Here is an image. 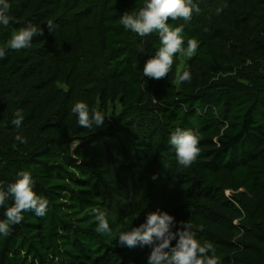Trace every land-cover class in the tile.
I'll list each match as a JSON object with an SVG mask.
<instances>
[{
    "label": "trees",
    "instance_id": "trees-1",
    "mask_svg": "<svg viewBox=\"0 0 264 264\" xmlns=\"http://www.w3.org/2000/svg\"><path fill=\"white\" fill-rule=\"evenodd\" d=\"M7 2L0 46L28 24L43 35L0 59V190L27 171L49 204L0 234V264H147L150 245L121 246L117 235L157 211L174 217L173 231L190 223L221 264H264V0H194L191 21L168 23L198 48L177 53L159 80L143 75L158 33L119 23L144 0ZM184 71L192 78L181 83ZM77 102L103 126L81 127ZM178 127L199 136L189 167L169 145ZM93 209L108 214L111 236L97 233Z\"/></svg>",
    "mask_w": 264,
    "mask_h": 264
},
{
    "label": "clouds",
    "instance_id": "clouds-1",
    "mask_svg": "<svg viewBox=\"0 0 264 264\" xmlns=\"http://www.w3.org/2000/svg\"><path fill=\"white\" fill-rule=\"evenodd\" d=\"M10 4L7 0H0V24L7 27L11 22L8 15ZM199 13L201 9L194 0H144V5L138 12L124 13L119 23L131 32L145 37L158 33L161 47L155 56L150 57L144 67L143 75L152 79H162L172 70L174 57L177 53L192 56L198 48L194 39H189L187 48L184 47L182 35L183 25L172 27L168 21H191L193 12ZM220 9H217V14ZM48 27L51 31L52 24ZM36 35H43L42 29L32 24L14 31L11 39L0 46V59L6 57L8 49L21 50L31 46L32 39ZM181 83L191 80L190 71L178 73ZM78 115V123L81 127L92 128L93 125L100 128L104 124V116L93 109L89 112L88 105L77 102L71 109ZM16 118L11 123L19 128L24 119L18 110ZM16 140L21 143L27 141L20 135ZM169 145L175 150L178 164L183 167L191 166L200 154L199 136L192 130L176 128L169 138ZM18 179L10 184L6 191L0 190V206L11 197L13 206L6 210V220L0 221V234L7 237L11 234V226L19 224L22 213L32 211L36 216L43 217L48 210V200L36 194L33 190L31 174L27 171L18 173ZM97 221L96 231L101 235H112L108 214L99 209H93ZM114 220V218H113ZM174 217L167 212H151L147 215L146 222L138 227H132L130 231H119L118 241L121 246L134 248L138 244L150 245L151 252L147 264H221L219 257L215 255V249L210 242L203 245L195 237L190 223L181 222V227L173 231ZM116 237V238H117ZM173 241L175 244L173 245ZM212 252V255H209Z\"/></svg>",
    "mask_w": 264,
    "mask_h": 264
},
{
    "label": "rangeland",
    "instance_id": "rangeland-1",
    "mask_svg": "<svg viewBox=\"0 0 264 264\" xmlns=\"http://www.w3.org/2000/svg\"><path fill=\"white\" fill-rule=\"evenodd\" d=\"M228 193V192H227Z\"/></svg>",
    "mask_w": 264,
    "mask_h": 264
}]
</instances>
